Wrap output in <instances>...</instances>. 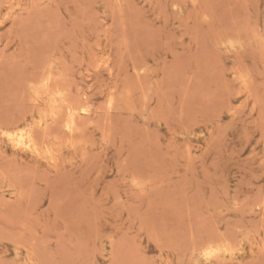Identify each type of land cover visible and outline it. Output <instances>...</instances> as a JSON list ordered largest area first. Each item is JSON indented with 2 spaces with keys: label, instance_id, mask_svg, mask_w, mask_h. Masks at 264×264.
Returning a JSON list of instances; mask_svg holds the SVG:
<instances>
[{
  "label": "rangeland",
  "instance_id": "rangeland-1",
  "mask_svg": "<svg viewBox=\"0 0 264 264\" xmlns=\"http://www.w3.org/2000/svg\"><path fill=\"white\" fill-rule=\"evenodd\" d=\"M0 120V264H264V0H0Z\"/></svg>",
  "mask_w": 264,
  "mask_h": 264
},
{
  "label": "bare ground",
  "instance_id": "bare-ground-1",
  "mask_svg": "<svg viewBox=\"0 0 264 264\" xmlns=\"http://www.w3.org/2000/svg\"><path fill=\"white\" fill-rule=\"evenodd\" d=\"M229 42H231V43L233 44L234 41H233V42H232V41H229ZM227 43H228V42H227ZM228 44H229V43H228ZM239 44H240V42H239ZM233 46H234V45H233ZM104 62H106V61H104ZM99 63H102V62H99ZM106 66H107V65H106ZM51 72H52V71H51ZM42 73H43V72H42ZM44 73H47V72H44ZM49 75H50V74H49ZM52 78H53V77H52ZM56 78H57V77H56ZM58 78H59V77H58ZM41 79H42V78H41ZM44 79H45V78H44ZM60 79H61V78H60ZM60 79H59V80H60ZM50 80H51V78H50ZM50 80H49V81H50ZM59 80H58V81L56 80V81L59 83ZM42 81H45V82H46V80H42ZM60 81H61V80H60ZM38 82H39V81H38ZM45 82H44V83H45ZM61 82H62V81H61ZM46 83H48V82H46ZM51 83H53V82H51ZM60 84H61V83H60ZM62 84H63V83H62ZM49 85H50V84H49ZM58 86H59V85H58ZM62 87H63V86H62ZM45 88H46V87H45ZM56 88H57V87H56ZM65 88H66V86H65ZM46 90H48L47 92H52V91H53V90H52V91H51V90L49 91V89H47V88H46ZM61 91H63V90H61ZM36 92H37V91H36ZM36 92H35V93H36ZM64 92H65V91H64ZM69 92H70V91H69ZM53 94H54V93H53ZM67 94H68V93H67ZM56 97H57V96H56ZM65 97H66L65 99L68 100V99H67L68 97H67V96H65ZM70 97H71V96H70ZM79 97H80V96H79ZM57 98H60V96L57 97ZM111 98H112V97H111ZM31 100L33 101L34 99H31ZM61 100H62V99H61ZM112 100H113V99H112ZM47 101H49V100H47ZM68 101H69V100H68ZM36 102H37V101H36ZM44 102H45V101H44ZM63 102H64V101H63ZM63 102H62V103H63ZM68 103H69V102H68ZM86 103H87V102H86ZM86 103H85V104H86ZM82 104H83V103H82ZM65 105H66V104H65ZM87 106H88V105H87ZM74 107H75V106H74ZM79 107H80V106H79ZM76 108H77V106H76ZM30 109H33V108L31 107ZM30 109H29V111H30ZM48 109H50V108H48ZM37 110H39V109H37ZM51 110H53V109H51ZM59 110H60V109H59ZM61 111H62V110H61ZM71 111H72L71 113H74L73 110H71ZM82 111H83V110H82ZM40 112H42V111L40 110ZM37 113H38V112H37ZM42 113H43V112H42ZM45 113H46V112H45ZM83 113H84V112H83ZM29 114H30V113H29ZM54 114H55V113H54ZM22 115H24V117H25V114H22ZM43 115H44V114H43ZM56 115H57V114H56ZM73 115L76 116V115H78V114H72L71 116L73 117ZM44 116H45V115H44ZM54 116H55V115H54ZM78 116H79V115H78ZM80 116H81V115H80ZM145 116H147V115H145ZM19 117H20V115H19ZM72 117H71V118H72ZM81 117H82V116H81ZM81 117H80V118H81ZM85 117H87V116H85ZM88 117H89V116H88ZM147 117H148V116H147ZM21 118H22V117H21ZM77 118H78V120H79V117H77ZM45 119H46V118H45ZM72 119H73V118H72ZM147 119H148V118H147ZM8 120H9V119H8ZM68 120H69V119H68ZM73 120H75V119H73ZM73 120H71V121H73ZM76 120H77V119H76ZM0 121H2V120H0ZM40 121H41V120H40ZM40 121H39V122H40ZM66 123H67V122H66ZM72 123H73V122H72ZM75 123H76V122H75ZM13 124H17V123H13ZM77 124H78V123H77ZM78 125H80V124H78ZM9 126H10V125H9ZM36 126H37V125H36ZM39 126H40V124H39ZM53 126H54V125H53ZM68 127H69V128H72V126H71L70 124H68L67 128H68ZM43 128H44V127H43ZM43 128H42V129H39V131L43 130ZM24 130H25V129H24ZM20 131H21V129H20ZM20 131H19V132H20ZM22 131H23V130H22ZM36 131H37V130H36ZM44 131H45V132L47 131L48 133L50 132V130H48V129H47V130L45 129ZM71 131H72V130H71ZM19 132H18V133H19ZM37 132H38V131H37ZM15 133H16V131H15ZM76 133H77V132H76ZM79 133H81V132H79ZM3 134H4V133H3ZM35 134H37V133H35ZM51 134H53V132H51ZM39 135H41V134H39ZM43 135H44V134H43ZM55 135H56V134H55ZM15 136H16V135H15ZM18 136H20V135L17 134V137H18ZM52 136H53V135H52ZM59 136H60V135H58V138H59ZM21 137H23V138L21 139V140H22L21 142H22L23 145H24V146H22V147H27V148H30V149H33V150H34L35 148L38 147V146L35 147V144H34V141L38 142V140H34V139H33V137H32V133H31L30 131H23V132L21 133ZM37 137H38V136H37ZM39 138H40V137H39ZM45 138H48V137H47V136H46V137L44 136V139H45ZM44 139H42V140H44ZM54 139H55V138H54ZM59 139H60V138H59ZM59 139H58V140H59ZM12 140H14V139H12ZM15 140H16V138H15ZM33 140H34V141H33ZM78 140H79V139H78ZM17 141H18V140H17ZM60 141H61V140H60ZM14 143H15V141H14ZM16 143H19V142H16ZM16 143H15V144H16ZM49 143H51V142H49ZM49 143H48V144H49ZM60 143H61V142H60ZM19 144H21V143H19ZM40 144H42V142H40ZM48 144H47V145H48ZM46 147H47V146H46ZM20 148H21V147H20ZM49 148H50V147H49ZM49 148H48V149H49ZM14 149H15V148H14ZM24 149H25V148H24ZM39 149H41V148H38V150H39ZM52 149H53V147H52ZM41 150H43V149H41ZM41 150H40L39 152H41V153H42V152H43V153L45 152L44 150H43V151H41ZM54 150H55V149H54ZM54 150H53V151H54ZM60 150H61V149H60ZM22 151H23V150H22ZM49 151H50V149H49ZM0 152H1V151H0ZM39 152H38V153H39ZM34 153H35V152H34ZM41 153L39 154L40 156H41ZM49 154H50V153H49ZM45 155H46V154H45ZM45 155H44V156H45ZM35 156H36V155H35ZM51 156H53V155H51ZM53 157H54V156H53ZM53 157H52V158H53ZM52 158H50V159H52ZM54 158H56V157H54ZM45 160H47V159H45ZM54 160H55V159H54ZM50 162L52 163L51 160H50ZM54 163H55V161H54ZM217 251H218L217 248H215V247H209L208 250H207V254H208V255H212V254H214V253L217 252ZM229 259H230V258H229Z\"/></svg>",
  "mask_w": 264,
  "mask_h": 264
}]
</instances>
